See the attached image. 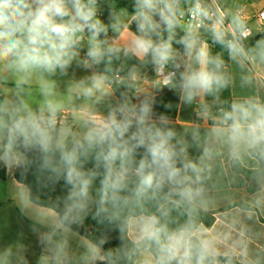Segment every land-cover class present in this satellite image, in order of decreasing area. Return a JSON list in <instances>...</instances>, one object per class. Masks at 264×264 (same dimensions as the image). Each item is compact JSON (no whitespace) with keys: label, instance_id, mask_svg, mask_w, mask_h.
Wrapping results in <instances>:
<instances>
[{"label":"crops","instance_id":"1","mask_svg":"<svg viewBox=\"0 0 264 264\" xmlns=\"http://www.w3.org/2000/svg\"><path fill=\"white\" fill-rule=\"evenodd\" d=\"M213 2L234 30L247 28L249 36L240 44L234 43L236 47L231 52L227 45L216 52L211 42L179 34L178 30L188 31L185 26L179 27L182 22L177 21L178 30L171 33L170 43L179 64L167 89L157 86L156 65L151 56H139L130 47L131 41L140 35L138 18L116 8L111 0L104 8L97 3L96 15L108 28L107 37L103 34L100 37L105 41L102 48L112 47L115 51L106 53L99 63L83 68L74 61L67 74L59 71L49 74L38 69H22L12 63L11 57L0 59V142L13 133L17 120L27 122L30 118L45 130L48 140L52 128L58 126L57 146L66 138L74 142L90 140L92 130L102 134L110 113L119 114L121 120L123 109V115L131 118L146 104L150 109L147 126L153 132L170 130L174 135L168 146L185 158V164L197 168L196 172L185 169V175L175 182L163 178L167 186L205 211L215 212L234 203L254 209L231 207L217 212L209 228L173 234L166 240L171 257L185 264L188 241L196 238L210 256L231 257L238 264H264V224L260 220H264V178H251L246 173L234 172L230 166V161L236 159L243 168L256 170L258 162L248 149L254 144L264 146V141H256L249 133L254 109L248 120L233 112V106H264V22L259 24L256 20L264 0ZM237 17L242 28L234 22ZM152 19L160 22L159 15H153ZM117 22L119 30L115 31L111 25ZM156 32L162 33L160 42L169 40L163 24ZM256 36L262 38L254 41ZM184 39L195 41L191 54L181 42ZM202 46L210 58L218 57L222 61L219 69L213 63L201 65L196 61L195 52ZM87 49L85 32L80 60L85 58ZM201 69L218 71L224 78V86L211 93L201 91L190 102L182 99V75ZM207 102L219 105L218 115L208 117L202 112ZM62 112L65 118L54 124L52 117ZM225 113L236 117L241 126V134L235 139L233 120L225 119ZM134 131L133 120V127L126 134L131 136ZM0 160L6 168L5 179H0V264H96L103 260L101 250L78 233L68 232L69 228L61 224L54 211L29 201L27 187L14 178L15 170L26 160L20 149L0 145ZM249 186L254 190L249 191ZM187 189L195 194L184 195ZM152 232V217L141 215L129 219L127 235L133 243H139ZM116 262L117 259L112 261ZM133 264L158 262L147 249H142Z\"/></svg>","mask_w":264,"mask_h":264},{"label":"trees","instance_id":"2","mask_svg":"<svg viewBox=\"0 0 264 264\" xmlns=\"http://www.w3.org/2000/svg\"><path fill=\"white\" fill-rule=\"evenodd\" d=\"M107 1L97 0V3L104 8ZM111 1L116 8L136 16V0ZM192 1L198 0H178L176 25L182 6ZM174 30H178L176 26ZM178 32L183 36H192L211 42L216 52L221 51L228 42H232L227 36L219 34L224 43H218L211 32H206L204 35L179 30ZM156 33L152 34V39L160 42L162 33ZM260 38L262 37L256 36L253 40ZM202 112L208 117H214L218 115L219 105L216 102H207L203 105ZM115 117L117 121H120L119 114ZM211 123L216 124L212 121ZM57 130L58 126H54L50 132L47 153L34 144L24 147L23 136H19L16 132L3 139L0 145L21 150L26 160L15 170V180L27 187L31 203L54 211L63 226L78 233L101 250L103 260L96 264H113L112 261L115 259H117L115 264H133L142 249H147L158 264H181L180 259L171 257L170 249L166 244L170 236L183 230L209 228L217 212L231 207L254 210L253 207L243 203H234L215 212L199 208L167 186L163 182L166 176L155 165L151 168L147 167L151 157L143 146L137 147L136 140L131 139V136L126 133L122 137L115 133L106 136L107 129H104L102 134L92 130L90 140L74 142L66 138L57 146ZM101 136L106 138L102 140ZM169 149L173 153L174 167L178 170L177 178L183 177L185 158L175 154L170 147ZM110 151H114L116 156L114 159L106 160L105 157ZM61 153H70L75 157L73 168L79 175L74 174L72 184L65 180L67 168L61 160ZM248 153L258 162L256 170L243 168L236 159L230 161L231 169L234 172L246 173L251 178H264V146L254 144L248 149ZM142 159L146 164L145 173L151 171L154 175L153 187L149 189L143 188L140 183L141 174L138 169ZM53 168L56 171H52ZM5 177L6 168L0 160V179L3 180ZM248 190L253 191L254 188L249 186ZM141 215L152 217L155 235L145 237L139 243H133L127 235L128 221L132 217ZM260 220L264 224V220ZM220 258L238 264L231 257L208 255L196 238L189 239L185 264H198V262L210 264Z\"/></svg>","mask_w":264,"mask_h":264},{"label":"clouds","instance_id":"3","mask_svg":"<svg viewBox=\"0 0 264 264\" xmlns=\"http://www.w3.org/2000/svg\"><path fill=\"white\" fill-rule=\"evenodd\" d=\"M177 3L178 0H136L135 3L137 30L140 35L131 41L130 47L139 56L150 55L157 72L173 60L170 41L171 33L176 26ZM96 13L97 0H0V59L11 57L12 63L22 69H38L49 74H55L57 71L67 74L74 61L78 67L89 68L91 64L99 63L106 53L115 51L112 47L102 48L105 41L100 40V37L102 34L107 37L108 28L97 18ZM193 14L205 18L209 15L199 3ZM153 15H159V23L153 21ZM234 22L237 27H243L238 17ZM160 24H163L169 33L168 41L155 42L152 39V34L156 33ZM111 27L118 31V22L113 23ZM85 32L88 33V49L85 58L80 60ZM214 38L216 42L224 43L221 35L216 34ZM181 42L191 54L195 41L184 39ZM227 47L231 52L236 45L228 42ZM125 51L127 52V49ZM195 59L201 65L213 63L216 69L222 65L218 57L210 58L206 47L203 46L196 50ZM174 66L178 67V65ZM174 75L175 73H170L169 77ZM224 83V78L218 71L204 69L192 71L186 76L182 75L181 87L184 92L182 99L190 102L201 91L211 93L214 89L218 90L224 86ZM49 109L55 111L52 105H49ZM252 109L255 111V116L254 123L249 125V133L256 141H264V106H233V112H238L239 118L243 120L252 117ZM121 112L120 121H117L114 114H109L108 123L104 125L107 129L106 136L115 133L122 137L133 127L134 120L136 131L132 132L131 139L136 140L137 147L143 146L151 157L147 167L151 168L155 165L169 182H175L178 170L174 167L173 153L168 147V141L174 134L170 130L162 132L156 129L153 132L147 126L146 118L150 109L146 104L141 105L139 112L131 118L123 115V109ZM224 118L233 120L232 131L235 139L241 134V126L237 118L231 113H225ZM15 129L24 137L26 147L29 146V137H31L32 144L39 146L45 153L49 151L48 136L40 124L33 119L30 118L27 122L23 119L17 120ZM106 136H101V139H105ZM115 156L116 153L110 151L105 159H114ZM61 160L67 168L65 180L72 184L74 174L79 175L73 168L75 157L70 153H61ZM45 165H48L47 160ZM145 168L146 164L142 159L138 169L141 174L140 183L143 188L149 189L153 187L154 175L151 171L145 173ZM184 168L197 171L196 166L191 163L184 164ZM52 171L56 169L53 168ZM196 179L199 180V176ZM157 186H159L158 182ZM194 194L192 189H187L184 193L188 197ZM151 235L154 236L155 233L152 232Z\"/></svg>","mask_w":264,"mask_h":264},{"label":"built area","instance_id":"4","mask_svg":"<svg viewBox=\"0 0 264 264\" xmlns=\"http://www.w3.org/2000/svg\"><path fill=\"white\" fill-rule=\"evenodd\" d=\"M197 3L202 8H205L209 15L208 17L194 16V9ZM256 20L259 24L264 22V7L261 8L256 14ZM177 21L182 22L185 25L186 30L192 34L204 35L206 32H211L215 37L216 34L227 36L232 40L233 43L240 44L241 41L245 40L249 36V30L242 28L240 30H234L226 21V18L221 9L216 6L213 0H198L185 3L180 13L177 16ZM179 60L176 54H173V60L169 64L165 65L159 72L156 70L155 81L160 89H167L174 76L169 77L170 73H176ZM167 82V83H166ZM65 113H60L52 117L51 121L54 124H58L59 121L65 118ZM210 264H235L231 263L225 258H220L212 261Z\"/></svg>","mask_w":264,"mask_h":264},{"label":"rangeland","instance_id":"5","mask_svg":"<svg viewBox=\"0 0 264 264\" xmlns=\"http://www.w3.org/2000/svg\"><path fill=\"white\" fill-rule=\"evenodd\" d=\"M183 26H185V25L182 24V23L179 24V27L182 28ZM1 131H2V129L0 130V133H1ZM29 131H30V130H29ZM12 132H17V130L14 128ZM17 133H18V132H17ZM18 134H19V133H18ZM19 135H20V134H19ZM22 145H23L24 147H26V146H25V140H24V137H23ZM31 145H32V143H31V137H29V146H31ZM29 146H28V147H29ZM67 231H68V232H71V233H73V234H76V233H74V231H71V230H69V229H67ZM115 260H116V259H115Z\"/></svg>","mask_w":264,"mask_h":264}]
</instances>
